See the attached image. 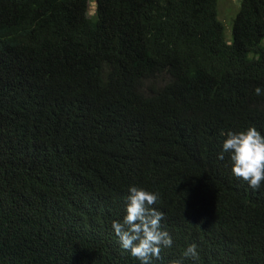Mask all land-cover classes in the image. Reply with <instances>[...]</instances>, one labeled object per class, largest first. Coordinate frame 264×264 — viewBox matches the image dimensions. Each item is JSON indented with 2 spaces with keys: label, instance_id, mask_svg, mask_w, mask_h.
Masks as SVG:
<instances>
[{
  "label": "trees",
  "instance_id": "16d2710c",
  "mask_svg": "<svg viewBox=\"0 0 264 264\" xmlns=\"http://www.w3.org/2000/svg\"><path fill=\"white\" fill-rule=\"evenodd\" d=\"M252 127L264 0L231 41L218 0H0V264H140L112 228L133 186L173 240L153 264H264V182L219 159Z\"/></svg>",
  "mask_w": 264,
  "mask_h": 264
},
{
  "label": "clouds",
  "instance_id": "9594fccd",
  "mask_svg": "<svg viewBox=\"0 0 264 264\" xmlns=\"http://www.w3.org/2000/svg\"><path fill=\"white\" fill-rule=\"evenodd\" d=\"M255 93L260 95L261 89L256 88ZM224 153L230 154L233 175L258 190L264 182V135L255 127L238 133L228 132L219 159L225 158ZM129 192L126 215L122 222L114 221L112 228L122 249L130 251L140 264H153L154 259L161 258L162 249L173 244L170 234L161 230L164 213L153 207L158 203L159 194L135 186ZM198 255L195 244L182 254L183 258L193 260L198 259ZM175 264H182V261Z\"/></svg>",
  "mask_w": 264,
  "mask_h": 264
},
{
  "label": "rangeland",
  "instance_id": "374dc122",
  "mask_svg": "<svg viewBox=\"0 0 264 264\" xmlns=\"http://www.w3.org/2000/svg\"><path fill=\"white\" fill-rule=\"evenodd\" d=\"M242 0H218V18L225 28L227 41L232 40L233 19L241 6ZM90 14H95V3L90 4Z\"/></svg>",
  "mask_w": 264,
  "mask_h": 264
}]
</instances>
